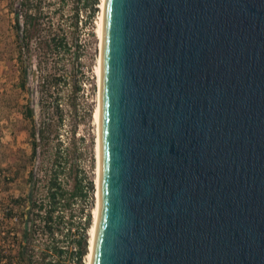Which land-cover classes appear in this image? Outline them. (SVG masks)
Masks as SVG:
<instances>
[{
    "label": "water",
    "instance_id": "obj_1",
    "mask_svg": "<svg viewBox=\"0 0 264 264\" xmlns=\"http://www.w3.org/2000/svg\"><path fill=\"white\" fill-rule=\"evenodd\" d=\"M89 264H264V0H104Z\"/></svg>",
    "mask_w": 264,
    "mask_h": 264
},
{
    "label": "trees",
    "instance_id": "obj_2",
    "mask_svg": "<svg viewBox=\"0 0 264 264\" xmlns=\"http://www.w3.org/2000/svg\"><path fill=\"white\" fill-rule=\"evenodd\" d=\"M80 1L90 14L97 9V0L6 2L13 35L8 57L16 71L6 105L24 122L17 131H24L27 149L11 150L6 173H0L6 189L25 184L0 199V225L6 222L0 264H84L88 253L91 222L83 201L93 182L78 165L73 139L66 142L60 130L81 87Z\"/></svg>",
    "mask_w": 264,
    "mask_h": 264
},
{
    "label": "rangeland",
    "instance_id": "obj_3",
    "mask_svg": "<svg viewBox=\"0 0 264 264\" xmlns=\"http://www.w3.org/2000/svg\"><path fill=\"white\" fill-rule=\"evenodd\" d=\"M0 0V173H6V162L10 158L11 150L27 149L24 131H17V125L24 126L20 121L15 107L6 105L8 91L12 88V82L15 80V68L13 60H10L8 54L13 51L12 31L10 22L12 13L7 9L6 2ZM101 0L95 4L97 9L93 14L89 13V6L84 5L82 1L79 4V18L77 25L79 46V68L78 74L80 89L76 93L75 109L67 111L66 118L60 130L63 137H68L66 142L73 139L74 145L80 152L78 155V165L84 172L85 179H92L93 189L91 195H88L84 204V210L90 212V227L87 228L88 253L83 256L84 264H88L90 229L93 224L94 208L96 206L97 192V118L99 110V68L98 60L100 57V37L98 34L99 16L102 12L100 7ZM68 12V11H67ZM7 56V57H6ZM7 91V92H6ZM21 96V95H20ZM18 99H21V97ZM67 107V105H65ZM12 130V131H11ZM25 130V129H21ZM73 130V136L70 131ZM14 133V134H13ZM71 144V143H70ZM23 182L11 184L6 189V181H0V199H5L8 192L16 193L18 188L24 187ZM92 218V221H91ZM6 222L0 225L3 230Z\"/></svg>",
    "mask_w": 264,
    "mask_h": 264
},
{
    "label": "bare ground",
    "instance_id": "obj_4",
    "mask_svg": "<svg viewBox=\"0 0 264 264\" xmlns=\"http://www.w3.org/2000/svg\"><path fill=\"white\" fill-rule=\"evenodd\" d=\"M103 3H104V0H101L100 2V7L102 9V12L99 16V28H98V34H99V37H100V41H101V31H102V15H103ZM101 44V42H100ZM98 68H100V57H99V60H98ZM98 114H99V110H98ZM97 131H98V118H97ZM97 138H98V132H97ZM97 157H98V145H97ZM96 195H97V198H96V206L94 208V214H93V224L91 226V229H90V240H89V254H88V264H89V260H90V255H91V249H92V242H93V235H94V228H95V222H96V212H97V200H98V167H97V192H96Z\"/></svg>",
    "mask_w": 264,
    "mask_h": 264
}]
</instances>
